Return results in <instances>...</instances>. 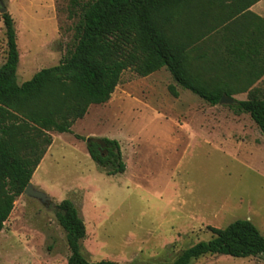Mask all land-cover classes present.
Here are the masks:
<instances>
[{"label": "rangeland", "instance_id": "374dc122", "mask_svg": "<svg viewBox=\"0 0 264 264\" xmlns=\"http://www.w3.org/2000/svg\"><path fill=\"white\" fill-rule=\"evenodd\" d=\"M87 1L1 0L13 21L18 84L56 66L72 49L79 9ZM222 8H214L206 23L226 12ZM200 12L185 10L166 34L174 40L180 28L194 33ZM1 15L0 66L7 55ZM219 20L208 43L201 49L195 43L189 52L193 69L203 66L207 79L217 75L210 69L215 55H225L221 34L228 22ZM200 55H206L203 65ZM250 97H264V76L231 98ZM49 135L51 145L30 182L54 205L73 203L85 226L80 246L89 263L170 264L210 240L208 228L237 220L251 222L264 237V137L248 115L208 105L179 88L164 68L145 78L123 72L110 99L91 105L70 134ZM88 138L116 141L125 172L106 176L88 156ZM69 256L54 210L23 194L16 197L0 231V264H67ZM189 264H264V255L203 256Z\"/></svg>", "mask_w": 264, "mask_h": 264}, {"label": "trees", "instance_id": "16d2710c", "mask_svg": "<svg viewBox=\"0 0 264 264\" xmlns=\"http://www.w3.org/2000/svg\"><path fill=\"white\" fill-rule=\"evenodd\" d=\"M223 1L89 0L80 6L72 49L56 66L39 70L21 84L16 79L19 55L13 21L7 12L1 15L7 55L0 66V231L14 199L22 195L50 147L49 133L70 134L91 105L110 99L123 72L145 78L164 68L179 88L210 106L218 105L223 95L231 98L246 92L264 76V29L260 26L264 21L244 14L260 0H226V12L209 18L214 25L207 24V16L214 8L222 10ZM198 7L200 20L194 33L180 28L174 40L166 34L185 10L193 12ZM188 16L191 20L192 13ZM220 18L228 22L221 34L225 55H215L210 69L217 75L207 79L203 66L193 69L189 52L195 50V43H200L199 49L208 43L207 36L215 31ZM237 18H242V24ZM205 56L198 57L202 65ZM168 90L177 97L174 87ZM232 100L227 107L236 115H248L264 137V97ZM86 150L106 176L125 172L116 141L93 138ZM54 214L70 252L67 264H116L89 263L82 256L85 226L70 200L55 205ZM208 231L210 240L188 248L170 264H189L203 256L246 259L264 255V237L247 220Z\"/></svg>", "mask_w": 264, "mask_h": 264}, {"label": "water", "instance_id": "95a60500", "mask_svg": "<svg viewBox=\"0 0 264 264\" xmlns=\"http://www.w3.org/2000/svg\"><path fill=\"white\" fill-rule=\"evenodd\" d=\"M0 13L4 14L7 12V10L3 7L1 1H0ZM233 104V100L232 98L226 97V96H222L218 105H226V106H230ZM91 141L90 138L86 139V144L89 143ZM24 196L37 201L38 203H40L43 206H49L51 207L53 210L55 208V205L51 202V198L46 195L45 193H43L42 191H39L38 189H36L31 182H29L27 184V186L25 187L23 193ZM55 216V214H54Z\"/></svg>", "mask_w": 264, "mask_h": 264}, {"label": "crops", "instance_id": "0c3cea01", "mask_svg": "<svg viewBox=\"0 0 264 264\" xmlns=\"http://www.w3.org/2000/svg\"><path fill=\"white\" fill-rule=\"evenodd\" d=\"M263 6H264V0H260L257 3L253 4L247 11L244 12V14L247 15V13H248L250 15H254V16L260 18L262 21H264V15L260 12L262 10ZM245 18H246L247 22L252 21L251 17H245ZM247 22L245 21V24H247ZM253 22H255L256 24H259V25L261 24L258 21H253ZM262 24L260 26H262V29H264V24L263 25Z\"/></svg>", "mask_w": 264, "mask_h": 264}, {"label": "flooded vegetation", "instance_id": "af4514ba", "mask_svg": "<svg viewBox=\"0 0 264 264\" xmlns=\"http://www.w3.org/2000/svg\"><path fill=\"white\" fill-rule=\"evenodd\" d=\"M105 155V154H104Z\"/></svg>", "mask_w": 264, "mask_h": 264}]
</instances>
